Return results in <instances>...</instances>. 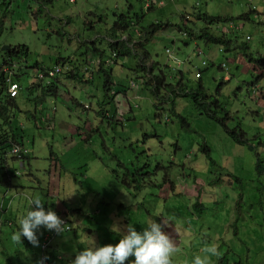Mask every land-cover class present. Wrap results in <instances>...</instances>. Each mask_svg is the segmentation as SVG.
<instances>
[{
    "label": "rangeland",
    "instance_id": "obj_1",
    "mask_svg": "<svg viewBox=\"0 0 264 264\" xmlns=\"http://www.w3.org/2000/svg\"><path fill=\"white\" fill-rule=\"evenodd\" d=\"M44 1L46 9L37 5L38 0H5L6 7L10 4L6 12V7H0V45L24 44L29 50L17 80L22 88L29 87V94L20 91V110L10 111V126L28 148L29 163L21 167L19 159L7 154L6 162L18 171L14 174H20L14 184L21 185L29 197H39L46 203L45 210L67 216L73 225L68 234L72 240L76 232L85 240L89 229L90 239L103 240L108 233L106 244H114L119 235L111 230L113 225L123 229L132 223L139 231L146 221L163 219L178 249L174 264H191L193 256L211 243L228 264H264V171L256 169L257 159L264 165V76L236 50L227 51L226 70L219 68L225 56L218 51L212 62L202 65L194 49L201 50L207 60L216 45L190 39L178 29L183 24L194 30L196 24L203 27L202 20L184 21V15L194 18L198 11L231 17L232 23L219 27L228 31L238 25L234 30L238 39L264 51V21L256 15L264 13V0ZM250 10L255 11L250 20L238 19ZM120 15L146 32L154 23H163V28L148 33L144 62L148 66L158 62L154 71H163L167 82L177 75L179 81L181 72L185 76L194 66L200 67L203 91L218 97L230 118L213 119L182 96L175 97L174 115L166 90H161V99H155L129 70L139 61L133 54L118 57L112 65V100L103 90L102 71H95L88 82L66 77L63 69L55 93L42 91L32 67L36 62L53 67L64 61L66 66L80 68L84 54L96 57L91 40L103 57H110L105 36ZM210 30L217 31L216 25ZM166 48L173 55L168 57ZM224 75L230 80H223ZM131 80L136 81L134 86ZM186 83L190 88L198 86L193 75ZM154 102H164L158 113ZM101 108L110 113L109 118L99 113ZM222 109H217L218 115L225 118ZM233 129H242L247 142L236 143L227 133ZM203 143L209 148L207 156L199 148ZM4 173L0 167V202L8 189L2 183ZM140 178L144 181L138 190L134 187ZM15 193L7 191L6 200L20 206V214L29 200ZM239 193L241 217L234 222L233 205ZM9 228L0 227V264L7 260L21 264L23 257L20 253L18 261L17 250L21 252L23 244L11 241ZM59 234L54 238L68 246ZM30 246L24 264L39 259V246ZM219 255L212 257V264Z\"/></svg>",
    "mask_w": 264,
    "mask_h": 264
},
{
    "label": "clouds",
    "instance_id": "obj_2",
    "mask_svg": "<svg viewBox=\"0 0 264 264\" xmlns=\"http://www.w3.org/2000/svg\"><path fill=\"white\" fill-rule=\"evenodd\" d=\"M251 12L255 13L254 10H251ZM195 15L196 14H193L194 18H192V16L189 17L188 15H184V21L193 22L196 19ZM256 15H259L261 21H264V13H256ZM225 23H232V21L229 20L228 22ZM112 26L109 28V32L107 35L109 38L106 39L109 50L111 52L110 57L108 58L103 57L105 56L104 53H102L100 49L96 47L95 41L91 40L92 41L91 45L95 51L96 57H93L88 53L84 54V56L82 57L83 65L80 68H76V66L73 64L66 66L65 65L66 62L64 61H62L61 63H56L53 67L40 66L38 62H36L34 65H39V66L38 68L33 67V69L35 70L36 73L35 78L38 80L39 84H41L44 87L50 85L51 81H54V83L56 84L54 89L56 91L57 84L60 82V77L58 76V74H62L63 69H65L66 77H71L79 80L85 79V81L90 82L93 81L94 79V72L100 71L99 69L101 67L103 70L110 72V79H111L112 65L117 62L118 51L116 50V48L113 49L110 44L124 43L132 48V46L136 43H141L143 45L147 43L145 39L146 31L137 28L136 25L130 20L127 29L118 30L115 36L110 35ZM195 26H197L196 30H194L191 26L189 29H192L195 33H197L199 32V29L201 27H199L198 24H196ZM205 26H208L210 32L217 33L219 35L223 34L225 37L229 38L231 41L229 45L231 46V48H233L232 50L239 51L243 55L241 49H238L236 47V45L239 43H246L244 41L239 40L237 34H234V30L239 28L238 25L234 26V28L232 26L228 31L227 29L220 28L219 24H216L217 31H211L210 25L205 24L203 27ZM183 35H185V33H183ZM20 45L21 44H18L16 46H20ZM215 45L216 47L209 51V55H207L208 56L207 60L204 57V54L201 50H198V48H195L194 50L196 51L198 57L201 59L200 61L202 65H207L208 61L212 62L213 58L216 56L217 51L222 52V54H224L225 56V61L220 63L219 68L226 70L228 69V65L226 63V60L228 61L226 53L227 51H231V50H225L224 45L222 44H215ZM247 45L249 46L252 52L253 50L261 53L264 52L254 49L249 44ZM9 46H10L9 49L1 50V45H0V51L7 52L13 47L11 45ZM142 50L143 49H141V51H138L137 55L135 56L137 57V59H139V63L140 60L142 59L141 61L142 64L148 66V63L144 62V56H142ZM165 51L166 53H168L167 54L168 57L173 55L168 48H166ZM28 54H29V50H28ZM27 56L28 55L25 56L24 54H18V56L13 58L12 60L6 58L5 60L8 61L5 63H4L5 60H3L2 58L0 59V71L5 73L6 93L10 98H14L15 100L19 96L21 90H24L29 94V92L25 88H22L20 86L17 79L12 75L13 69L18 67L22 68V64L25 63ZM66 68L68 73H66ZM193 68L195 70L187 71L185 76L183 75V72H181L183 77L180 78L179 81L176 80V78L178 77L177 75V77L173 76L172 77L173 80L169 82L166 81V76L163 73V71L161 70L159 71L160 75H162L164 78V86L158 88V97H160L161 99L162 97L160 96L161 90L163 89L166 90L167 99L170 102V110L171 113H173L174 115H177L173 107L175 105V97H180V96L189 97L193 101V99L190 96L186 95V93L190 92L189 90H187L189 87L187 86L186 83L190 78V76L193 75V78L195 79L196 78L199 79L201 77L202 80V75H203L202 69L198 66H194ZM251 68L254 71L259 72V75L263 76L262 74L263 71L254 69L253 67ZM85 74H87L88 77H84ZM103 74L104 73H102V75ZM230 78L231 76L224 75L223 80L227 79L226 81H228L230 80ZM137 79L140 81L142 87L150 90L149 85L148 84L147 86L145 85L146 76L144 78L138 77ZM11 83L17 84V93L15 96H10L8 93V86ZM135 83L136 81L131 80V86H134ZM31 85H38V84L33 83ZM154 90H155V83H154ZM107 93H109L110 99L112 100L114 98L115 92L111 90V82ZM260 93H263V89L260 91ZM214 99H216L218 103L222 107H224V105L221 103L218 97L215 96ZM16 103L19 104V102ZM162 103L164 102H158L156 104L157 109L154 105L157 113L161 108H163ZM83 108L87 110L89 106L83 105ZM68 109H70V107H68ZM99 113L105 117L108 118L110 117V113L103 108L99 110ZM227 115H228L227 119L230 118L229 113ZM112 117L115 118V115H113ZM167 119L168 118H166V120ZM117 122L121 123V121L119 120H117ZM182 122H185L184 118H182ZM47 126L50 127V125ZM13 131L16 134V138L17 136L21 137V135H18L15 130ZM17 140H19V142L16 141L11 142L10 144L11 146L8 150V153H11L12 157L20 160L19 164L21 167L24 166L28 167L29 162L27 163V161L29 159V150L24 145L22 138L21 139L17 138ZM199 148L204 151L206 156L207 154H210L209 148L207 145H205V143H203L202 146H200ZM119 165L121 167H126L125 164L121 162H119ZM6 167L9 168L10 170L8 169L9 171H7L6 168H4L5 176L2 179V183L5 184L8 189L1 196L2 202H0V227L2 225L9 227H12L14 225L16 226L11 233L10 239L14 244H23L22 251L18 252L17 250L18 261L20 259L19 257L20 253L21 256L23 257L21 264H24L26 260L29 259V256H27V252L31 253L30 243L33 244L34 246L37 245L39 246L40 255L38 260L36 261L31 260L28 264H174L173 255L178 251V249L171 236L165 230L167 228V224L163 219H160L158 221L152 218L151 220L146 221L145 227H143L142 230L139 231L134 227L132 223H128L127 225L124 226L123 229H121V227L118 225H113L111 230L119 235L118 241L114 244H106V238L108 233L103 234L104 236L103 240H99L97 236H95V238L93 239H90L93 233L89 229H88V237L85 240L83 241L81 240V237L78 235L79 234L78 232L75 233L74 238L72 240L68 235L71 234V230L73 227L72 221H70V219L67 218V216L65 215H59L58 211H54L51 209L45 210L43 206H45L46 203L42 204V200L39 197H29L28 195H26V193H23V190L21 189L22 186L19 184L16 185L13 182V179L20 174H14V173H18V171L17 170L12 171L8 163H6ZM142 181H144L143 178L138 179L134 188L141 190L140 188L142 186ZM123 182H125V180H123ZM125 186L129 187V184H126ZM11 189L16 190L14 196H18V197L22 196L24 199L29 200V203L26 210H24L23 212H21L16 216V220L13 217L4 220L2 215L7 210L9 211V209L13 204V201L11 199L6 202L4 201L7 191ZM241 202H242V197L239 193L233 205L234 222L238 221V219L241 217L238 215V207L240 206ZM55 204L56 202H54L52 206H54ZM73 211H78V210L73 208ZM82 216L84 217V214H82ZM75 224L77 225V229H79V227L81 226V222L78 221V223ZM230 224L232 225L233 223ZM80 231L81 230H79V232ZM57 234H59V236L64 238L62 241L64 244H67L68 246L60 244L56 240V238H54V236ZM37 235H38V239H37ZM21 239H22V243H21ZM200 253L201 254H197L193 256L191 264H212V257H218L219 255L218 248L215 243H211L202 247L200 249ZM129 256L134 257V259L130 260L131 258ZM6 264H11V263L7 260ZM214 264H228V263H226L225 260L221 259V256L219 255V259Z\"/></svg>",
    "mask_w": 264,
    "mask_h": 264
},
{
    "label": "trees",
    "instance_id": "obj_3",
    "mask_svg": "<svg viewBox=\"0 0 264 264\" xmlns=\"http://www.w3.org/2000/svg\"><path fill=\"white\" fill-rule=\"evenodd\" d=\"M8 3H5V0L0 1V7L4 6L6 7ZM6 12V9H4ZM1 12V10H0ZM251 10L247 13L241 14L238 16V19L242 21L250 20V14ZM195 18L197 20H202L206 25H216L220 23L228 22L229 20H232L231 17H223V16H213L206 13H200L197 12L195 15ZM1 25V24H0ZM129 26V20L125 15H120L117 19V21L114 23V25L111 28V36H115L116 32L118 30H125ZM164 27V24L161 22H156L154 25L151 26L150 32H146L145 39L148 41L149 34L153 33L158 29H161ZM1 28V27H0ZM178 29L185 33L190 39H200L203 40L205 43H212V44H222L224 45L225 50H232L231 46L229 45L231 43L230 39L225 37L223 34H217L209 31L208 26L201 27L199 29V32L196 34L192 29H189L187 25L179 26ZM192 30V31H191ZM1 34V29H0ZM113 49L116 48L118 51L117 59L120 56H126V55H137L138 51L142 50V56H144V61L146 57L148 56V52L143 48V44L136 43L131 47L124 43H117V44H110ZM238 49H241L243 52L244 58L249 62V64L257 70L264 71V52H257L253 50V52L250 50L249 46L246 43H239L236 45ZM0 59L2 58L5 60L6 58H9L12 60L13 58L17 57L18 54H24L25 56L28 55V49L25 45L21 44L20 46H13L12 49L8 50L7 52H1ZM8 60H5L7 62ZM158 62L151 61L150 66H146L142 64L139 61L136 62L135 66H132L129 68L133 72V75H137L136 77L144 78L146 76V82L145 85H149L150 92L152 96L156 99L158 98V88L164 86V78L162 75H160L159 72H153L155 68L157 67ZM32 67H36V65H33ZM104 74V81H103V90L107 93L109 90V85L111 82L110 79V72L103 70L101 67L99 69ZM136 70L143 71L142 74H136ZM23 69L21 67L13 69L12 75L19 80V73H21ZM35 73V70H34ZM263 74V72H262ZM36 75V73H35ZM141 75V76H139ZM183 75L181 74L182 78ZM197 79V78H196ZM153 81V84H152ZM197 88H188L189 93H186V95L190 96L194 103L202 109L209 117L213 119L218 118V111L217 109H222L223 107L218 103L216 99H214L215 96L208 95L206 92H204V87L202 84L201 77L197 79ZM154 83H155V90H154ZM55 83L54 81H51L50 85L42 86V91L47 93H55ZM221 85V84H220ZM28 92V88L24 87ZM158 103V102H157ZM157 103L154 102V105L157 109ZM13 110H20L19 104L16 103L14 98H10L8 94L6 93V81H5V73L0 71V167L2 169L6 168L7 171L10 169L6 167V156L8 154L7 147L10 148L11 142H19L16 138V134L14 133L13 129L10 126V118L11 114L10 111ZM226 114L224 115L225 118H222V116H219L218 119L222 121V119H227L228 115L227 112L222 109ZM212 113V114H211ZM223 122V121H222ZM227 133L229 136L238 144L243 145L247 142V139L245 138V132L242 129L237 130L233 129L231 131L227 130ZM249 148H253V146H249ZM9 169V170H8ZM256 169L258 173L264 171V165L262 164V161L260 159H257L256 163ZM239 179V178H238ZM23 190V189H22ZM24 191V190H23Z\"/></svg>",
    "mask_w": 264,
    "mask_h": 264
},
{
    "label": "crops",
    "instance_id": "obj_4",
    "mask_svg": "<svg viewBox=\"0 0 264 264\" xmlns=\"http://www.w3.org/2000/svg\"><path fill=\"white\" fill-rule=\"evenodd\" d=\"M39 1V3L37 4V5H39L42 9H46L47 8V2H45L44 0H38ZM34 2H36L37 3V1H34ZM9 6H10V4H9ZM9 6L8 7H6V10L9 8ZM31 8V7H30ZM1 13V12H0ZM106 37V39H108L109 37L108 36H105ZM91 43H92V41H90ZM95 63H96V61H95ZM249 64V63H248ZM250 65V64H249ZM38 66L39 65H36V68H38ZM250 67H252L251 65H250ZM95 75V74H94ZM263 76H264V71H263ZM84 77H88V75L87 74H85L84 75ZM21 91H23V90H21ZM25 93H27L26 91H25ZM20 95V94H19ZM19 97V96H18ZM18 97L16 98V102H19L20 100H18ZM27 163H28V161H27ZM32 197V196H31ZM19 198H23L22 196H20ZM24 199V198H23ZM4 201L6 202L7 200H6V197H5V199H4ZM20 208V206H18V205H14V204H12V206H11V208L9 209V211L7 210L2 216H3V219L4 220H6V219H8V218H11V217H13L15 220H16V216L18 215L17 214V211H18V209ZM16 226L14 225V226H12V227H10L9 229H11V233H12V231L14 230V228H15ZM11 233H10V235H11Z\"/></svg>",
    "mask_w": 264,
    "mask_h": 264
},
{
    "label": "built area",
    "instance_id": "obj_5",
    "mask_svg": "<svg viewBox=\"0 0 264 264\" xmlns=\"http://www.w3.org/2000/svg\"><path fill=\"white\" fill-rule=\"evenodd\" d=\"M8 93L10 96H15L17 93V84H15V83L9 84Z\"/></svg>",
    "mask_w": 264,
    "mask_h": 264
},
{
    "label": "water",
    "instance_id": "obj_6",
    "mask_svg": "<svg viewBox=\"0 0 264 264\" xmlns=\"http://www.w3.org/2000/svg\"><path fill=\"white\" fill-rule=\"evenodd\" d=\"M9 48H10L9 45H3V46H1V50H7V49H9Z\"/></svg>",
    "mask_w": 264,
    "mask_h": 264
}]
</instances>
